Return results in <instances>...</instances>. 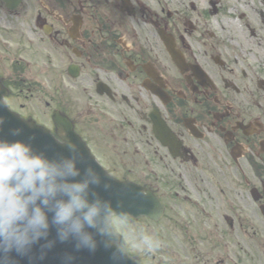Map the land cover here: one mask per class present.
Segmentation results:
<instances>
[{"label":"flooded vegetation","instance_id":"1","mask_svg":"<svg viewBox=\"0 0 264 264\" xmlns=\"http://www.w3.org/2000/svg\"><path fill=\"white\" fill-rule=\"evenodd\" d=\"M0 82L156 194L131 222L190 264H264V0H0Z\"/></svg>","mask_w":264,"mask_h":264},{"label":"clouds","instance_id":"2","mask_svg":"<svg viewBox=\"0 0 264 264\" xmlns=\"http://www.w3.org/2000/svg\"><path fill=\"white\" fill-rule=\"evenodd\" d=\"M3 125L0 116V128ZM20 133V128L10 130L13 137ZM64 147L65 152L50 156L34 149L30 141L0 136V264H16L13 252L28 257L32 264L31 252L37 244L42 260L57 241H71L76 251L93 253L102 245L111 250L112 264H122L127 257L113 219L118 217L123 225L130 214L95 191L102 184L98 166L83 162L78 145L65 138ZM109 187L103 183L105 190ZM53 228L55 238L49 239ZM132 246L152 252L161 245L154 235L141 230ZM73 260L66 253L61 264H73Z\"/></svg>","mask_w":264,"mask_h":264},{"label":"water","instance_id":"3","mask_svg":"<svg viewBox=\"0 0 264 264\" xmlns=\"http://www.w3.org/2000/svg\"><path fill=\"white\" fill-rule=\"evenodd\" d=\"M5 90L0 85V116L4 117V125L0 128V136L8 139H23L30 141L33 148L40 151H44L48 155H54L56 153H63L66 151L63 144H57L54 137L44 127L34 123L32 120H25L18 115L10 111L3 102V95ZM53 120L56 126V132L62 137L71 139L80 148V153L84 163L93 164L97 167V171L101 176L102 184L97 187L95 191L112 202L114 207L121 208L130 214V217H139L141 215H147L148 217L156 220L160 217L162 207L158 202V199L151 191L145 190L138 185L131 182H120L112 178L96 163L92 155L87 148L81 143L77 135L74 133L71 124L60 115L53 114ZM13 128H20L21 133L19 137H13L10 135V130ZM94 162V163H93ZM110 178V179H109ZM107 182L110 187L105 190L103 183ZM130 221V219H129ZM55 238V229H51L49 239ZM40 243H43L41 241ZM70 253L73 257V264H112L111 250H106L103 246H98L97 250L89 252L86 249L76 251L71 241L60 243L57 241L55 245L46 251V255L41 260L40 245H34L31 256L33 257L32 264H61L62 257ZM12 257L16 264H29L28 257L17 256L13 252ZM122 264H140L134 257L127 254V257L123 260Z\"/></svg>","mask_w":264,"mask_h":264},{"label":"rangeland","instance_id":"4","mask_svg":"<svg viewBox=\"0 0 264 264\" xmlns=\"http://www.w3.org/2000/svg\"><path fill=\"white\" fill-rule=\"evenodd\" d=\"M46 94L35 93L34 97L29 99L28 102H23V106L20 108L23 114L33 115L40 122L48 126L49 119L48 109L45 104ZM115 230L122 236L123 246L131 253L136 254L144 264H179L178 255H180V264H190L191 254L187 250H182L178 245V237L175 234L163 235L159 227L147 222H128L126 224H120L118 218L114 216L113 219ZM143 230L148 234L154 235L160 241V247L152 252L138 251L132 245L134 238ZM245 264H253L252 261L245 258Z\"/></svg>","mask_w":264,"mask_h":264}]
</instances>
